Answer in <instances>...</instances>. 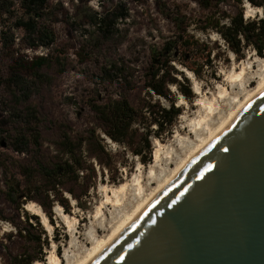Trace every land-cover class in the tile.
<instances>
[{
    "label": "rangeland",
    "instance_id": "obj_1",
    "mask_svg": "<svg viewBox=\"0 0 264 264\" xmlns=\"http://www.w3.org/2000/svg\"><path fill=\"white\" fill-rule=\"evenodd\" d=\"M163 4L168 12L175 5L187 15L201 12L192 0H49L39 22L53 34V42L34 49L26 47L24 33L13 26V20L4 17L6 21L0 23L3 77L0 83V158H19L26 162L29 158L54 155V143L65 129L76 138L89 136L90 128L96 126L90 111V102L94 99L126 96L134 106H139L147 97L142 74L149 63V49L160 45L173 30L170 20L159 11ZM257 13L262 11L245 5V17ZM2 30L6 32V42ZM12 36L15 43L11 42ZM57 50L62 52L66 62L62 70L56 65L33 70L19 68L23 61L38 56L53 58ZM215 64V78L209 76L210 73L198 78L186 71L188 83L182 86L189 84V97L170 86L181 114L170 134L152 138L150 161L141 162L139 157L98 131L105 150L112 157L111 166L103 169L94 163L95 185L78 199L64 192L63 201L54 202L49 213L35 201L28 203L29 209L24 205L18 211L3 194L0 169V264H12L28 246L18 233L19 226H25L24 212L38 216L39 227L49 241L41 253L37 249L30 250L32 254L38 252L42 259L33 264H50L54 257L59 260L58 264H78L97 241L107 239L264 79V55L257 56L251 50L242 59L228 52ZM238 74L241 75L237 78ZM153 97L154 101L168 106L163 98ZM209 105L213 112H209ZM29 107L36 111L35 124L28 125L24 121L23 110ZM198 122L202 125H197ZM28 126H34L40 147L29 145L20 152L13 140Z\"/></svg>",
    "mask_w": 264,
    "mask_h": 264
},
{
    "label": "trees",
    "instance_id": "obj_2",
    "mask_svg": "<svg viewBox=\"0 0 264 264\" xmlns=\"http://www.w3.org/2000/svg\"><path fill=\"white\" fill-rule=\"evenodd\" d=\"M48 1L0 0V23L6 21L4 17L13 20V26L24 33L22 37L26 39L27 48L47 46L53 42V34L39 21L44 16ZM192 1L201 9L198 15L182 13L179 5H175L171 12L165 10L164 4L159 6V11L172 23L173 30L160 45L149 49V63L142 74L147 97L141 100L139 106H134L126 96L94 99L90 102V111L96 126L90 128L89 136L76 138L65 129L54 143V155L29 158L26 162L19 158H0L3 194L12 207L19 211L30 201H35L49 213L54 202L63 201L64 192L76 199L86 195L95 185L97 176L94 163L97 162L103 169H110L111 166L112 157L105 150L98 131L139 157L141 162L150 161L152 138L160 139L163 133L170 134L181 114L180 107L172 98L170 86L178 88L186 97L191 96L189 84L185 88L182 86L188 83L186 71L198 78L205 73L215 78V62L223 54L231 52L237 59H242L251 50L263 57L264 0ZM247 4L260 9L262 13L245 17ZM5 33L1 31L4 42L7 41ZM213 35L217 38L213 39ZM11 42L15 43V37L12 36ZM51 65L61 70L66 66L60 50L55 51L53 58L38 56L31 61H23L19 68L33 70ZM153 95L166 100L168 106L154 101ZM23 112L25 123L30 125L37 122L33 108L29 107ZM34 130V126H28L14 137L17 150L23 152L29 145L40 147ZM24 214L25 226H19L18 233L28 246L13 259L12 264H33L42 260L38 252L32 254L30 250L37 249L41 253L42 247L49 244L48 237L39 227L38 216L27 212Z\"/></svg>",
    "mask_w": 264,
    "mask_h": 264
},
{
    "label": "water",
    "instance_id": "obj_3",
    "mask_svg": "<svg viewBox=\"0 0 264 264\" xmlns=\"http://www.w3.org/2000/svg\"><path fill=\"white\" fill-rule=\"evenodd\" d=\"M88 264H264V89Z\"/></svg>",
    "mask_w": 264,
    "mask_h": 264
},
{
    "label": "bare ground",
    "instance_id": "obj_4",
    "mask_svg": "<svg viewBox=\"0 0 264 264\" xmlns=\"http://www.w3.org/2000/svg\"><path fill=\"white\" fill-rule=\"evenodd\" d=\"M247 6L249 8H251L248 4H247ZM188 73H190V72H188ZM240 75L241 74H238V75H235V76L238 78ZM263 89H264V79L262 81H260V83L258 84L256 89H254V91H252L251 93L246 95L244 100L237 106V108L229 115L228 119L225 122H223L221 124V126L216 131L209 132L207 138L205 140H202V142L199 145H196V147H194V149L189 153V155L173 170V172L164 180V182H162L153 192H151L150 195L145 197L142 200V202L139 203L137 208L130 215L126 216V218H124V220H122V222L119 224V226L108 236L107 239L101 240V241H97L96 244L94 245V247L91 249V251L88 252L87 256L83 260H81L78 264H88L97 255H99L119 234H121L136 219V217L143 211V209L160 192H162L182 172V170L186 166H188L191 163V161L228 126V124L237 116V114L244 108V106ZM211 106L212 105H209V107H208L209 112L212 110ZM213 111L214 110H212L211 112H213ZM197 125L201 126L202 122H198ZM157 154L158 153H156L155 159L157 158ZM118 201H119V199H118ZM72 203H73V201H72ZM25 206H26L27 209H29L30 204H27ZM56 209H58V208L56 207ZM33 211H34V209H33ZM41 217H43L42 214H41ZM58 263H59V260L57 258L54 257V258L50 259V264H58ZM34 264H40V263L36 262Z\"/></svg>",
    "mask_w": 264,
    "mask_h": 264
}]
</instances>
